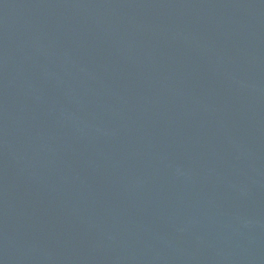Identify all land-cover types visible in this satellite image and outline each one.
Masks as SVG:
<instances>
[{
	"label": "water",
	"instance_id": "obj_1",
	"mask_svg": "<svg viewBox=\"0 0 264 264\" xmlns=\"http://www.w3.org/2000/svg\"><path fill=\"white\" fill-rule=\"evenodd\" d=\"M0 264H264V0H0Z\"/></svg>",
	"mask_w": 264,
	"mask_h": 264
}]
</instances>
